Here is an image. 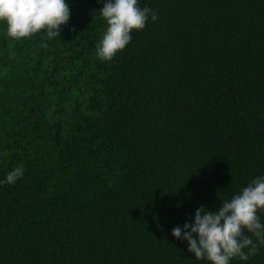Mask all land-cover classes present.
Instances as JSON below:
<instances>
[{
  "label": "trees",
  "instance_id": "trees-1",
  "mask_svg": "<svg viewBox=\"0 0 264 264\" xmlns=\"http://www.w3.org/2000/svg\"><path fill=\"white\" fill-rule=\"evenodd\" d=\"M65 2L59 37L0 21V264H211L171 233L264 175V0H138L111 61L106 0Z\"/></svg>",
  "mask_w": 264,
  "mask_h": 264
},
{
  "label": "clouds",
  "instance_id": "clouds-1",
  "mask_svg": "<svg viewBox=\"0 0 264 264\" xmlns=\"http://www.w3.org/2000/svg\"><path fill=\"white\" fill-rule=\"evenodd\" d=\"M137 2L106 0L103 3L99 11L108 27L97 45V56L101 60L111 61L130 42L132 30H143L149 17L157 20L155 11L140 8ZM69 20L70 7L65 0H0V21L6 22L7 35L15 40L42 30H47L49 39L59 37L61 26H66ZM23 175L24 169L16 167L0 183L14 185ZM258 209H264V175L254 178L231 200L221 201L216 211L198 207L194 222H186L183 227L177 225L171 234L177 240L187 241L188 252L197 260L229 264L238 257L246 261L264 246V223L260 222ZM245 230L250 235H246Z\"/></svg>",
  "mask_w": 264,
  "mask_h": 264
}]
</instances>
